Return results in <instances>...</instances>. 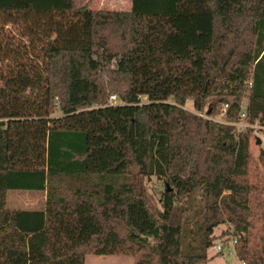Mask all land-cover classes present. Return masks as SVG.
<instances>
[{
	"label": "trees",
	"instance_id": "trees-1",
	"mask_svg": "<svg viewBox=\"0 0 264 264\" xmlns=\"http://www.w3.org/2000/svg\"><path fill=\"white\" fill-rule=\"evenodd\" d=\"M3 61L0 264H203L223 224L242 262L264 264L252 129L199 115L228 105L235 122L246 106L264 124V0H0ZM152 177L165 182L157 198ZM9 190L45 191L46 204L10 210Z\"/></svg>",
	"mask_w": 264,
	"mask_h": 264
},
{
	"label": "rangeland",
	"instance_id": "rangeland-1",
	"mask_svg": "<svg viewBox=\"0 0 264 264\" xmlns=\"http://www.w3.org/2000/svg\"><path fill=\"white\" fill-rule=\"evenodd\" d=\"M77 6L87 5L91 9L95 10H130L132 7V0H75ZM129 2V5H128ZM17 40L26 42V39H22L20 36ZM34 61V60H32ZM115 61H113L114 63ZM7 62L3 61L0 64L1 71L6 69ZM111 68L114 65L111 64ZM111 95H117L116 93H110ZM118 97V95H117ZM145 99V98H144ZM109 100V99H108ZM213 100V99H212ZM119 102H121L118 99ZM244 104L247 105V99H244ZM185 108L196 112L193 108V103L188 102ZM213 115H208L209 119L219 118L220 112ZM197 113V112H196ZM199 113V112H198ZM55 115H61L59 109L56 110ZM257 136L262 138L260 144L257 143ZM250 152H251V163H250V180L253 184L251 206L254 213L252 217V237L251 241L255 244H260L261 228H262V216H263V203H264V132L259 131L255 134L254 131L250 133ZM144 186L147 192L154 198L158 197L165 188L164 180H160L156 177L144 180ZM47 192L45 191H33V190H9L7 193V208L10 210L18 209H41L46 204ZM193 227V226H192ZM228 230L229 233L234 231L232 225L223 224L215 228V242L226 243L224 232ZM195 237L192 235L190 240H194ZM208 261L203 264H243L235 252V248L231 243L224 244L222 252H216L214 246L208 249ZM86 264H134V257L132 255H94L88 254L86 256Z\"/></svg>",
	"mask_w": 264,
	"mask_h": 264
},
{
	"label": "built area",
	"instance_id": "built-area-1",
	"mask_svg": "<svg viewBox=\"0 0 264 264\" xmlns=\"http://www.w3.org/2000/svg\"><path fill=\"white\" fill-rule=\"evenodd\" d=\"M118 99L119 98L117 97V95H111L109 100H108L109 105L120 104ZM227 108H228V105H225L223 107V110H221V112H220V117L217 119L216 118H212V119L215 121H218V122L233 125L235 127V133L236 134H239L243 131H249L250 129H252V131H254L255 134H258L259 131L264 132V124H259L258 122L252 123L251 121H249L246 106L243 107V110L240 112V115H239L237 121H235V122H228V121L224 120V117L227 114ZM199 115L209 118L208 114L199 113ZM257 137H259V136H257ZM256 140H257V138H256ZM238 240H239V237L234 232H232L230 235V241H228V242L226 241V243H231L235 248V245L238 243ZM226 243L215 244V246H214L215 251L216 252H222V250L224 248V244H226ZM242 263L245 264L244 262H242Z\"/></svg>",
	"mask_w": 264,
	"mask_h": 264
},
{
	"label": "water",
	"instance_id": "water-1",
	"mask_svg": "<svg viewBox=\"0 0 264 264\" xmlns=\"http://www.w3.org/2000/svg\"><path fill=\"white\" fill-rule=\"evenodd\" d=\"M208 114H209V110H208ZM262 142V138L261 137H257V143L260 144ZM171 190V189H169Z\"/></svg>",
	"mask_w": 264,
	"mask_h": 264
},
{
	"label": "crops",
	"instance_id": "crops-1",
	"mask_svg": "<svg viewBox=\"0 0 264 264\" xmlns=\"http://www.w3.org/2000/svg\"><path fill=\"white\" fill-rule=\"evenodd\" d=\"M128 5H129V2H128Z\"/></svg>",
	"mask_w": 264,
	"mask_h": 264
}]
</instances>
